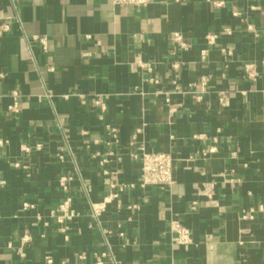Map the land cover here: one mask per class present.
Masks as SVG:
<instances>
[{
	"label": "crops",
	"instance_id": "obj_1",
	"mask_svg": "<svg viewBox=\"0 0 264 264\" xmlns=\"http://www.w3.org/2000/svg\"><path fill=\"white\" fill-rule=\"evenodd\" d=\"M4 24L0 264H94L108 250L104 264H264V0H0ZM141 146L172 157L170 187L139 186ZM110 193L97 222L90 203ZM66 197L77 216L62 233ZM173 220L193 245L172 241Z\"/></svg>",
	"mask_w": 264,
	"mask_h": 264
},
{
	"label": "built area",
	"instance_id": "obj_2",
	"mask_svg": "<svg viewBox=\"0 0 264 264\" xmlns=\"http://www.w3.org/2000/svg\"><path fill=\"white\" fill-rule=\"evenodd\" d=\"M23 1H31V0H23ZM154 0H111V3L113 5H120V4H131L135 6H146L153 2ZM0 35L3 31L8 29L7 25L0 26ZM248 29L251 30L250 27ZM224 32L227 34H230V30L228 28L224 29ZM35 38L40 43L41 49L46 52L48 50V41L45 36H35ZM207 41L209 44L214 42V39L216 38L215 34H208L206 36ZM170 41L174 44L175 47L180 48L182 50H187L189 47V40L184 36L181 32H171L169 35ZM206 54L205 50L201 51V56L204 57ZM137 65L139 67H145L147 70H150L149 64L142 63L141 61L137 62ZM177 64H174V67H177ZM245 75L247 78L252 79L257 76V71L255 68L254 63H247L244 66ZM205 83V82H204ZM203 83V84H204ZM176 89L177 87L174 86ZM218 96V103L221 108H224L228 105V93L225 90H220L217 93ZM13 103L9 106V110L16 111L18 109V102H17V94L16 92H13ZM82 102H84L82 100ZM94 105L98 107L101 110L105 109V104L103 102V99L101 97H97L94 100ZM133 157H136L135 154H133ZM139 160H140V182L139 186L141 188L146 187H153V186H165L170 187L174 183L173 179V159L172 157L163 152H156V151H147L143 146L139 147ZM105 160H101L100 164H103ZM16 166L18 164H15ZM66 179L62 178L59 181V184L62 189H67L66 187ZM4 180L0 178V187L4 185ZM114 186L113 184L111 185ZM202 194H207V191H202ZM115 196V194L110 193L108 196L104 197L102 201L100 202H91L90 203V215L98 222V219L100 215L104 212L106 208V204L108 201ZM196 201L192 202L190 207L192 209L196 208ZM56 222L59 225V231L62 233H65L67 230V223L71 221L73 218L77 216V212L75 209L72 208V200L70 197H66L63 199L57 206L56 209ZM170 229L174 233L172 237V241L180 246H183L184 248H187L194 244L192 235L188 227L181 224L177 220H173L170 223ZM103 235L108 233L106 230H102ZM31 236L29 232H25L23 236L21 237V244H25L30 240ZM18 254L20 256H23L24 253L21 252V250H18ZM79 259H82L85 257V253L81 252L77 255ZM107 257L112 258L110 250L108 252H102L100 254H95V263L94 264H104L105 259ZM46 262L50 263L51 258L49 256L46 257ZM63 264H74L72 262L63 261Z\"/></svg>",
	"mask_w": 264,
	"mask_h": 264
}]
</instances>
